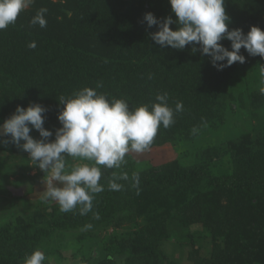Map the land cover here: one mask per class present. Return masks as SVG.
<instances>
[{
  "label": "trees",
  "instance_id": "trees-1",
  "mask_svg": "<svg viewBox=\"0 0 264 264\" xmlns=\"http://www.w3.org/2000/svg\"><path fill=\"white\" fill-rule=\"evenodd\" d=\"M224 7L229 30L246 34L253 25L264 30V0H225ZM41 8L47 9L43 28L31 24ZM147 12L176 20L168 0H34L14 24L0 30V125L17 105L38 103L47 109L44 127L53 133L52 141L62 126L59 99L97 82L103 85L99 93L126 100L132 110L151 107L157 94L167 93L173 109L182 102L174 123L161 125L150 147L192 141L222 125L235 102L232 74L259 69L264 57L250 56L242 47L244 63L218 70L195 42L183 50L156 44L151 34L159 28L147 25ZM31 42L35 48L28 47ZM219 43L231 50L229 40ZM262 87L248 90L253 108L264 105ZM251 131L237 141L198 150L187 164L173 159L137 169L129 152L120 168L100 166L104 190L94 194L87 214H80L81 206L62 212L57 202L38 222L35 212L0 224V264H23L35 249L45 253L44 264H62L49 262L42 244L56 232L123 223L134 224L135 230L110 240L102 257L82 255L80 264H179L163 250L169 220L207 230L210 249L203 255L193 241L191 264H264V123ZM31 132L41 139L38 130ZM114 174L128 177L115 181L122 185L118 191L109 187Z\"/></svg>",
  "mask_w": 264,
  "mask_h": 264
},
{
  "label": "clouds",
  "instance_id": "clouds-1",
  "mask_svg": "<svg viewBox=\"0 0 264 264\" xmlns=\"http://www.w3.org/2000/svg\"><path fill=\"white\" fill-rule=\"evenodd\" d=\"M168 2L176 20L171 16L158 19L152 12L145 13L143 17L149 27L158 25L159 30L151 34L156 44L183 50L195 42L202 54L211 57L218 70L234 62L244 63L245 56L240 53L242 47L250 56L264 57V30L256 25L251 26L246 34L240 28L229 30L230 17L225 11V0ZM33 3L34 0H0V30L14 24L18 15ZM46 12L47 9L41 8L31 24L46 27ZM173 23L177 25L175 30L170 27ZM223 39L231 42V50L219 43ZM195 44L193 52L197 51ZM28 47L35 48V42L29 43ZM260 74L264 77V66ZM102 86L97 82L95 87L85 86L70 97L59 99L63 107L58 112V120L62 126L56 129L52 141L48 138L53 133L44 127L43 113L47 109L38 103H30L27 107L17 105L15 112L2 125L0 143H8L3 137L10 136L12 143L29 153L33 165L44 171L47 177L42 199L57 201L62 212L72 211L77 206H81V215L91 211L94 194L104 190L100 184V166L120 168L129 152L148 150L158 128L161 125L170 127L174 123V112L183 108L182 102H177L175 109L171 108L167 93H164L157 94L158 102L152 103L151 107L140 105L132 110L126 100L109 99L99 93L97 89ZM261 93L264 94V87ZM32 128L39 131L41 139L30 135ZM65 154L92 163L69 168ZM127 178L126 174H114L110 189L120 190L122 185L115 181ZM135 179L138 184V176ZM45 260V253L35 249L25 257L23 264H44Z\"/></svg>",
  "mask_w": 264,
  "mask_h": 264
},
{
  "label": "rangeland",
  "instance_id": "rangeland-1",
  "mask_svg": "<svg viewBox=\"0 0 264 264\" xmlns=\"http://www.w3.org/2000/svg\"><path fill=\"white\" fill-rule=\"evenodd\" d=\"M260 72L261 67L257 70L247 68L239 75L232 74L230 92L235 102L229 105L222 125L209 132L200 133L192 141L165 143L150 147L143 153L130 152L135 160V167L144 169L173 159L187 164L193 161L195 153L200 149L214 144L223 145L229 140L237 141L244 134L252 133V127L264 123V105L253 108L249 105L248 98V90L264 84V77ZM30 135L33 137L31 131ZM3 139L9 142L0 143V224L13 220L16 216H31L35 212L38 222L44 217L45 209L57 203L54 200L42 199L46 188V174L38 166L33 165L29 153L12 143L11 138ZM65 158L69 168L89 163L80 158L68 157L67 154ZM11 187L21 189V193L13 195ZM133 225L123 223L108 227H78L56 232L50 240L42 244L44 249L49 250L47 251L49 262L80 264L82 257L88 252L93 254V259L104 256L109 241L126 238L135 230ZM167 232L168 239L163 243V250L179 264H191L188 253L193 241L196 246H201L200 253L203 255L210 249L208 232L199 224L185 226L176 220H169Z\"/></svg>",
  "mask_w": 264,
  "mask_h": 264
},
{
  "label": "water",
  "instance_id": "water-1",
  "mask_svg": "<svg viewBox=\"0 0 264 264\" xmlns=\"http://www.w3.org/2000/svg\"><path fill=\"white\" fill-rule=\"evenodd\" d=\"M5 120H6V119H5ZM2 125H3V124L0 125V134H2ZM10 190H11V193H12L13 195H18V194L21 193V191H20L21 189H16V188L11 187Z\"/></svg>",
  "mask_w": 264,
  "mask_h": 264
}]
</instances>
